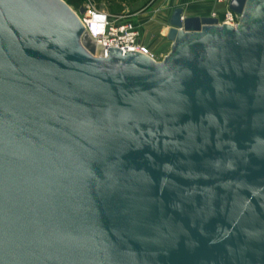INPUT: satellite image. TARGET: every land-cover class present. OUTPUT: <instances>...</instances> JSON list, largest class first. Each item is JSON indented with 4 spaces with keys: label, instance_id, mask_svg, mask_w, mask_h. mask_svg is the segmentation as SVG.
Masks as SVG:
<instances>
[{
    "label": "water",
    "instance_id": "obj_1",
    "mask_svg": "<svg viewBox=\"0 0 264 264\" xmlns=\"http://www.w3.org/2000/svg\"><path fill=\"white\" fill-rule=\"evenodd\" d=\"M227 9L154 60L0 0V264H264V0Z\"/></svg>",
    "mask_w": 264,
    "mask_h": 264
},
{
    "label": "rangeland",
    "instance_id": "obj_2",
    "mask_svg": "<svg viewBox=\"0 0 264 264\" xmlns=\"http://www.w3.org/2000/svg\"><path fill=\"white\" fill-rule=\"evenodd\" d=\"M74 12L86 5L106 13L111 20H128L140 31L141 42L148 46L158 60L166 55L170 43L166 40L168 19L171 15L164 0H63ZM71 1H73L71 3ZM216 10H225L223 2L214 1ZM173 11V10H172ZM222 16H220L221 18Z\"/></svg>",
    "mask_w": 264,
    "mask_h": 264
},
{
    "label": "built area",
    "instance_id": "obj_3",
    "mask_svg": "<svg viewBox=\"0 0 264 264\" xmlns=\"http://www.w3.org/2000/svg\"><path fill=\"white\" fill-rule=\"evenodd\" d=\"M218 1L223 2L226 6L222 17L217 18L218 21L235 26L238 22V16L228 11L227 3L229 0ZM76 15L89 35L98 44L103 45L105 49L117 48L122 52L135 51L158 60L154 52L141 42L140 31L133 22L128 20H111L106 13L96 9L92 5L84 6Z\"/></svg>",
    "mask_w": 264,
    "mask_h": 264
},
{
    "label": "crops",
    "instance_id": "obj_4",
    "mask_svg": "<svg viewBox=\"0 0 264 264\" xmlns=\"http://www.w3.org/2000/svg\"><path fill=\"white\" fill-rule=\"evenodd\" d=\"M169 13L176 7L182 8L184 16H211L220 18L225 10H216L215 0H164Z\"/></svg>",
    "mask_w": 264,
    "mask_h": 264
},
{
    "label": "trees",
    "instance_id": "obj_5",
    "mask_svg": "<svg viewBox=\"0 0 264 264\" xmlns=\"http://www.w3.org/2000/svg\"><path fill=\"white\" fill-rule=\"evenodd\" d=\"M73 1H71V3H72ZM74 3V2H73Z\"/></svg>",
    "mask_w": 264,
    "mask_h": 264
}]
</instances>
